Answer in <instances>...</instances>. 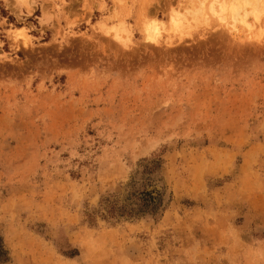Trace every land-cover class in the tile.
Masks as SVG:
<instances>
[{
    "label": "rangeland",
    "instance_id": "374dc122",
    "mask_svg": "<svg viewBox=\"0 0 264 264\" xmlns=\"http://www.w3.org/2000/svg\"><path fill=\"white\" fill-rule=\"evenodd\" d=\"M200 1L0 0V264H264V32Z\"/></svg>",
    "mask_w": 264,
    "mask_h": 264
},
{
    "label": "bare ground",
    "instance_id": "6f19581e",
    "mask_svg": "<svg viewBox=\"0 0 264 264\" xmlns=\"http://www.w3.org/2000/svg\"><path fill=\"white\" fill-rule=\"evenodd\" d=\"M202 1H204V3L206 2V0H202ZM202 1H200V2L203 3ZM211 1H212V3L210 2V4L212 6L215 5V7L217 4L216 1H218L219 8H217L218 7V4H217V7H216L217 9L215 10L214 9L215 7H212L210 4H208L209 2L207 0V2L205 4L210 5L211 7L210 6L209 7L211 9L213 8L214 11H213V9L212 10L210 8H208V9H210V11L214 12L215 15H217V17L224 20L225 23L230 25V23L227 22L230 18H232V19L235 18L237 21L240 20L239 22H241V23L243 22L244 27H236V26L235 27L234 26L226 27L232 33L241 34L242 31L243 32L245 31L246 33L245 32L244 33L249 38L250 37L251 38H253V37L260 38V36L264 32V31H261L260 29H263L264 24L262 25V24H259L258 22H256L257 25H259V26L255 27L256 23L253 25L254 19L251 20V22L253 21L252 23L250 21H248V19H249V15L251 16V14H252L255 18V21H259V22L262 21V23H263V20H260L261 19L260 15L262 13H263L262 15H264V11H263L264 10V0H211ZM203 7L204 6L202 4V9H204ZM241 10H243L242 13H241ZM174 16H176V15H174ZM228 17H229V19H228ZM256 19H258V20H256ZM172 21H174V23L177 24L178 18L173 17ZM234 21L235 20H233V21L230 20L231 23L233 22L231 25L234 24ZM235 23H236V21H235ZM260 25H262V26H260ZM145 31L148 34L147 35L148 39H150V40L156 39V36L159 33V24L157 22H152L149 25V23H148V25L145 26ZM244 33H242V34L244 35Z\"/></svg>",
    "mask_w": 264,
    "mask_h": 264
},
{
    "label": "trees",
    "instance_id": "16d2710c",
    "mask_svg": "<svg viewBox=\"0 0 264 264\" xmlns=\"http://www.w3.org/2000/svg\"><path fill=\"white\" fill-rule=\"evenodd\" d=\"M141 203L139 206L128 209L127 205H122L118 208H114L113 210H117L119 215L129 214V215H139V213L145 214L147 212L156 213L159 208V199L157 197H153L149 192H145L143 196L140 197ZM7 250L4 248V244L0 239V262L5 261L7 259Z\"/></svg>",
    "mask_w": 264,
    "mask_h": 264
}]
</instances>
